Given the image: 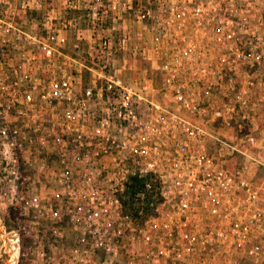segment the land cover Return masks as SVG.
<instances>
[{"label":"built area","instance_id":"built-area-1","mask_svg":"<svg viewBox=\"0 0 264 264\" xmlns=\"http://www.w3.org/2000/svg\"><path fill=\"white\" fill-rule=\"evenodd\" d=\"M67 1L62 10L81 9ZM82 2L85 24L95 30L97 41L92 56L88 54L89 68H84L94 74L93 81L105 85L84 88L71 105L70 56L61 50L60 35L74 29L77 47L83 37L76 19L58 13L54 17L51 7L42 16L41 35L32 17L24 21L31 14L24 0H0V209L17 207L14 241H31L27 252L20 253L18 246L15 262H8L32 258L27 264H264V196L242 170L231 172L213 163L206 147L208 141H220L207 128L220 120L229 123L239 115L240 123L264 124L258 116L264 112V0ZM125 16L138 26L151 22L159 31L152 52L165 64L163 90L181 100L177 94L199 83L206 92L224 94L226 117L217 110L206 116L197 103L181 101L180 106L197 117L170 112L140 117L139 102L132 100L139 97L136 90L113 79V58L127 49L130 37L104 35L102 29L107 22L115 29ZM187 29L190 36L180 37ZM54 59L61 60L60 80L52 69L39 77L41 62L51 66ZM147 88L140 86L141 91ZM89 121L97 126L87 130ZM69 137L77 151L67 160ZM51 140L60 143L64 166L52 174L59 189L41 198L36 182L20 174L36 171L35 160L27 158ZM23 142L31 147L27 156ZM245 142L257 147L252 136L241 144ZM220 143L228 154L246 155ZM104 157L108 164L101 161ZM134 176L153 180H146L134 194L135 202L147 200L152 210L142 223L139 216L125 212L121 199ZM42 223L54 226L50 235L57 243L64 237V225L76 230L68 256H58L55 245L44 244Z\"/></svg>","mask_w":264,"mask_h":264},{"label":"rangeland","instance_id":"rangeland-1","mask_svg":"<svg viewBox=\"0 0 264 264\" xmlns=\"http://www.w3.org/2000/svg\"><path fill=\"white\" fill-rule=\"evenodd\" d=\"M10 4H18L20 0H7ZM67 0H24V4H27L31 8L30 17L24 19L28 21L29 18H33L34 22L38 24L39 34H43L44 30L40 27L43 21V15L45 11L53 7V16L57 17V13L60 18L66 19H76V28H79V34L83 37L81 41H78V46L75 47L74 44L77 42L75 38L74 29L70 31L61 32L60 38L63 39V44L60 46L63 52H67L70 56L68 62L69 77H70V103L73 105L76 102V97L82 90L86 87H91L97 89L99 86H104L105 82L101 80L93 81L94 74L88 69L90 65V58L88 54L92 56L93 49L97 47V41L93 38L94 29L88 28L85 24V4L82 0H68L71 5L79 6L81 9L78 10H62V3ZM57 22V21H56ZM110 22H107L103 26L104 35H123L128 34L130 37L127 49L122 51L120 54L113 58L112 64L114 69H117V73L114 74L113 79H119L122 85L131 86L136 90L132 100L139 102V116L140 117H150L157 115H166L167 112L177 113L185 118L197 117L190 114V111L180 106V102H186L189 104H198V108L206 109L207 115L211 110H217L224 115V110L221 105L226 101L224 94L219 92H206L203 90L202 85L195 84L191 91L181 92L178 95L181 96V100H178L173 92H165L163 90L162 79L165 74L163 71V62L158 60L157 55L152 52L153 48V38L158 35V30L152 27L151 22L147 24L138 26L133 23L129 16H125L116 21L113 30L110 29ZM174 30H168L169 34H172ZM178 31V30H176ZM191 30H181L180 37L185 35L187 38L190 36ZM61 43V42H59ZM147 57L151 59H147ZM40 63V62H39ZM61 60L54 59L51 66H47L45 62H41L40 69L38 70L39 77H45V70L52 69L56 80H60V66ZM110 73V71H109ZM147 85V91H141L140 86L142 84ZM231 102V97H228ZM92 101L89 102V107L92 108ZM159 106V108L153 107V105ZM190 109V108H189ZM201 116V115H199ZM259 117L264 119V112H260ZM236 122L229 123L219 122L208 125V132L218 136L220 141L229 144L233 148L239 150H244L246 155H240L238 153L228 154L226 146L220 141H208L207 142V152L211 156L213 163H219L227 170L234 172L236 170H242L244 178L254 187L258 188L261 196H264V124L258 123L254 125L240 123L239 115L233 117ZM219 123V124H218ZM97 126L96 123L89 121L87 123V130H91L93 127ZM11 130H16L18 133L29 135L30 131L24 129L20 126H11ZM53 132H55L53 126ZM248 136L254 137L257 142V147H248L246 142L241 144ZM33 143V142H32ZM65 143V142H64ZM67 143V160L72 158V155L77 151V145L69 137L66 140ZM60 143L54 140L48 142L47 146L40 149L37 147V153L34 157H28V160H35L36 171H28L21 173L20 175L28 176L31 180L35 181L37 188L40 191L41 198L49 196L52 192L59 189L57 182L54 180L52 174L58 172L63 164V158L60 156ZM31 147L28 146V142H23V155H28V150ZM64 151V150H62ZM103 163L108 164L109 158L104 157L101 159ZM153 184V180L148 178ZM147 201V200H146ZM143 204L133 202L131 204V212L129 213L133 217L139 216L137 220L142 223L149 215L152 210L147 208L146 202ZM150 202V200H149ZM149 206V205H148ZM17 207L13 205H4L0 209V264H10L15 260V251L19 246L20 253L27 252V248L31 241L27 238H21L17 243L14 241L12 235L13 231L16 229V218H17ZM140 211V214L138 212ZM54 226L48 223H42L41 229L45 231L44 237L41 239L47 246L49 244L55 245V254L60 256V254H66L68 256L72 240L77 235L74 228L64 225L62 227L63 239L62 242L57 243L54 238L50 235V230ZM8 259L11 262H8ZM33 260L28 259L26 263L22 260L18 264H27ZM15 262V261H14Z\"/></svg>","mask_w":264,"mask_h":264},{"label":"trees","instance_id":"trees-1","mask_svg":"<svg viewBox=\"0 0 264 264\" xmlns=\"http://www.w3.org/2000/svg\"><path fill=\"white\" fill-rule=\"evenodd\" d=\"M148 180V178H138L137 176L131 177L127 184H125L124 189L122 191V204L125 212H131V204L133 202L134 194L140 190H142L143 185L145 181ZM152 192H147L146 197L147 199H150L152 196Z\"/></svg>","mask_w":264,"mask_h":264},{"label":"crops","instance_id":"crops-1","mask_svg":"<svg viewBox=\"0 0 264 264\" xmlns=\"http://www.w3.org/2000/svg\"><path fill=\"white\" fill-rule=\"evenodd\" d=\"M234 122H236V121L234 120L232 123H234Z\"/></svg>","mask_w":264,"mask_h":264}]
</instances>
